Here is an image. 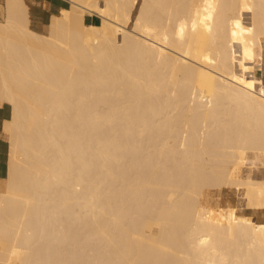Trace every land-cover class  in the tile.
<instances>
[{"label": "bare ground", "instance_id": "obj_1", "mask_svg": "<svg viewBox=\"0 0 264 264\" xmlns=\"http://www.w3.org/2000/svg\"><path fill=\"white\" fill-rule=\"evenodd\" d=\"M68 1L0 19V264H264V0Z\"/></svg>", "mask_w": 264, "mask_h": 264}, {"label": "crops", "instance_id": "obj_2", "mask_svg": "<svg viewBox=\"0 0 264 264\" xmlns=\"http://www.w3.org/2000/svg\"><path fill=\"white\" fill-rule=\"evenodd\" d=\"M25 2L29 6L31 27L37 31H44L53 14H58L62 8L69 7L68 0H25ZM6 4L7 0H0V19H2L4 15ZM100 21L101 19L98 16H92L88 20V22L91 24H99ZM10 116V106H8L7 104H0V188L2 181L5 178V170L8 158V146L5 143L3 127L5 120L9 119Z\"/></svg>", "mask_w": 264, "mask_h": 264}, {"label": "rangeland", "instance_id": "obj_3", "mask_svg": "<svg viewBox=\"0 0 264 264\" xmlns=\"http://www.w3.org/2000/svg\"><path fill=\"white\" fill-rule=\"evenodd\" d=\"M90 17H91V15L88 14L87 20H89ZM258 76L264 78V72H259ZM0 103H1V105L3 104L1 101H0ZM4 138H5V136H4ZM5 143L8 146L7 138H5ZM220 199H221V201L223 203H226V204L232 203V204H234V201H235L234 191L232 189L231 190L230 189L229 190L228 189L223 190V192L221 193ZM259 218L263 219L264 218V214L261 215Z\"/></svg>", "mask_w": 264, "mask_h": 264}]
</instances>
